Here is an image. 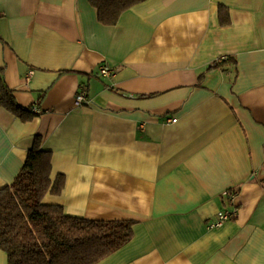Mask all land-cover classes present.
Instances as JSON below:
<instances>
[{
	"label": "crops",
	"instance_id": "obj_1",
	"mask_svg": "<svg viewBox=\"0 0 264 264\" xmlns=\"http://www.w3.org/2000/svg\"><path fill=\"white\" fill-rule=\"evenodd\" d=\"M0 82L41 111L0 107V189L39 136L65 178L45 204L136 222L97 264H264V0H146L111 27L88 0H0Z\"/></svg>",
	"mask_w": 264,
	"mask_h": 264
},
{
	"label": "trees",
	"instance_id": "obj_2",
	"mask_svg": "<svg viewBox=\"0 0 264 264\" xmlns=\"http://www.w3.org/2000/svg\"><path fill=\"white\" fill-rule=\"evenodd\" d=\"M144 1L88 0L98 22L108 27ZM218 15L221 25L229 24L225 7L219 6ZM0 107L21 121L37 116L30 108L19 107L3 82ZM51 174V153L41 149L36 136L14 181L0 189V250L7 264H97L131 240L135 221L87 220L67 215L59 205L45 204L47 194L59 196L65 185L63 175L51 179ZM261 183L264 187V180Z\"/></svg>",
	"mask_w": 264,
	"mask_h": 264
},
{
	"label": "built area",
	"instance_id": "obj_3",
	"mask_svg": "<svg viewBox=\"0 0 264 264\" xmlns=\"http://www.w3.org/2000/svg\"><path fill=\"white\" fill-rule=\"evenodd\" d=\"M226 60V57H221L218 59V63L224 62ZM99 73L103 76H108L110 74L107 67H102L99 71ZM32 72H29L27 79L29 80V77L31 76ZM89 103L87 92L83 86L79 87V90L75 96V106L80 107L83 105H86ZM30 111L36 115H39L41 113L40 109L37 107L30 108ZM167 122H175V119ZM235 217V211H221L217 214L216 221L209 225V228H216L219 227L221 224L225 223L226 221L232 220Z\"/></svg>",
	"mask_w": 264,
	"mask_h": 264
}]
</instances>
